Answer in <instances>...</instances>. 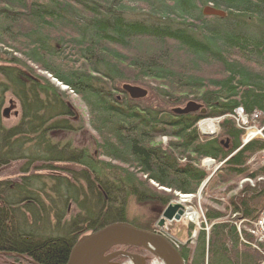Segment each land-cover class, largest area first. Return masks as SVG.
Returning a JSON list of instances; mask_svg holds the SVG:
<instances>
[{"label":"trees","instance_id":"16d2710c","mask_svg":"<svg viewBox=\"0 0 264 264\" xmlns=\"http://www.w3.org/2000/svg\"><path fill=\"white\" fill-rule=\"evenodd\" d=\"M207 4L226 15H204ZM149 81L142 98L121 89ZM67 91L87 108L97 156L56 139L86 130ZM8 92L20 115L12 126L0 120V168L21 162V177L0 180V264H63L80 234L126 220L129 197L165 205L173 192L195 194L215 175L254 185L227 199L231 219L208 208L209 232L200 229L192 250L181 246L183 257L264 264L249 241L240 248L233 223L250 227L264 199V165L247 163L264 149V0H0V109ZM190 99L205 113L171 112ZM239 106L260 115L262 136L242 142L244 131L227 119ZM206 116H224L226 147L198 134ZM161 136L165 145L155 141ZM205 157L222 161L210 178L199 164ZM161 186L169 192L159 194ZM71 205L78 212L64 219Z\"/></svg>","mask_w":264,"mask_h":264},{"label":"rangeland","instance_id":"374dc122","mask_svg":"<svg viewBox=\"0 0 264 264\" xmlns=\"http://www.w3.org/2000/svg\"><path fill=\"white\" fill-rule=\"evenodd\" d=\"M211 70L212 71H210L209 69H207V70L204 69V72H206V75H210V74H215L218 71L217 69H215V70L211 69ZM39 73L45 74L42 71H39ZM128 83H131V82H128ZM143 84H144V82H143ZM137 85H139V84H137ZM150 85H152L151 81L145 83L142 87H144L147 91H149ZM60 86H63V85H60ZM67 93H68V96L70 98V102L75 106L78 114L83 118L84 124L86 126V130L83 128L81 130H79L77 128V129H75V132H71V131L58 132V133H55L56 139L72 140V143L75 146H86V147H88V149L90 151L93 152V155L97 156V152L95 151V147H94L95 146L94 141L98 140L99 137L96 136V133L89 126L87 108L85 107V105L83 104V102L81 101V99L78 95H76L70 91H67ZM190 100H192V99H190ZM156 102L159 103L158 101H156ZM156 102H154V103H156ZM196 102L200 103L199 101H196ZM184 104H182V105H184ZM203 107H205V106L203 105ZM204 113H200V114H204ZM253 114L249 115V117L246 118V124L245 125H246L247 129H250V131L253 132V137L255 138L257 136H262V134H258L255 131L261 127V125H262L261 120L262 119L260 120V118H259L260 115L255 116ZM19 115H20L19 102L9 92L6 93L3 105L0 109V120H1L2 125L3 126H12L19 119ZM227 116H228L227 119L231 118L229 114ZM221 119H224V116H214V117L213 116H206V117L199 119L196 123V129L198 131V134L200 136H202L203 135L202 130L213 131V128L215 127L214 131H216V132H211V133L215 134L217 137H220V140L223 139L226 141V139H224L225 137L221 136L223 133V130H222V127L220 126V123L218 121ZM233 122H234V125L237 127V124L235 123L234 120H233ZM217 130H218V132H217ZM168 140H169V138L166 136H161V137H158L155 139L156 143H160L161 145H165ZM262 152H264V149L261 152H255L248 157L247 163L249 164L250 169L255 168L258 165H264ZM99 158L105 159L102 156ZM206 159L207 158L201 159V161L199 162L200 166L203 169H205L206 172L211 176L217 174L216 169L219 167L220 161L213 160L214 162H209L208 164H206L205 163ZM20 165H21V162H14V163H11L7 166L1 167L0 168V180H2V179H16V178L21 177V175H17L19 173ZM58 165L62 166L64 164L59 163ZM40 173L46 174V173H49V171H44V172L41 171ZM51 173H53V171H51ZM218 174H221V173H218ZM40 176L44 180V182L50 186L51 181L48 180V178H47V176H49V175H40ZM218 177H219L218 175H215L211 182L206 183L202 187H199L195 194L180 193V195H179V194H177L178 192L172 193V198L170 200H177V199L184 200L185 196H183V195L190 194L187 197L188 201L185 202L184 205H185V207H191L192 211H194L197 215L196 219H198L195 222L192 219H188L186 217H183L180 220L165 222L163 229L169 235H171L173 237V239H175L176 243L181 242L182 243L181 246H184V247L186 246V248L192 250L197 243V239L199 237L200 229H204L205 232H209L208 229H209L210 223H208V221L206 220V217H205V212L208 210V208L219 209V210L223 211L224 215L222 217H225V218L230 217V215L232 216L233 213H231V210L229 208L226 209L227 199L231 195H235L236 193H238L241 190V188L243 187L244 183H249L252 186L254 185V180L253 179L249 180L246 177H240V178H239V176L232 177L225 183L219 181ZM143 178H144V176H143ZM261 179L264 180V175H262ZM215 183L216 184L220 183V184L215 185ZM152 184L155 185L154 183H152ZM157 189H158L159 194H160L159 191H162L161 194H163L164 192H169V189L166 187L161 186V187H157ZM199 189H200V191H199ZM46 192L49 193L48 190H46ZM126 201H127V203H125V205H126V220L127 221L135 223V224H139L140 226H148L150 229L156 228L157 221L161 217V211H162L163 205L159 204L158 202H150V201L149 202H138L135 200L134 197H129L128 199H126ZM217 202H220V203H217ZM263 205H264V199H263ZM263 205L260 208V211L257 215L256 220H254V221H252V223H250L252 231L249 233L253 237L251 240H250V236H248V233L244 234V232L245 231L247 232L249 229V226L247 225L246 221H244V222L240 221L239 222V220L237 219V220L233 221V223H236V225L240 224V231H241V233H239L240 234L239 239H240V243H241L240 248L245 249L246 247H248V245L246 246V243H247V241H249L251 243V245L254 248H257L259 253H261L264 256V238L262 237L261 233L257 232L256 229L254 228V225L257 222V220L259 221V219L261 218V214L264 210ZM76 212H78V210L75 209V206H73V205L69 206L68 211H67V215L64 217V219L69 218L70 217L69 215H71V214L74 215ZM226 219H231V218H226ZM205 222L207 225V229L205 226ZM243 229H245V231H243ZM56 230L57 231H53V232L56 233L59 231V229H56ZM58 233H60V232H58ZM250 243H247V244L250 245ZM248 248H250V247H248ZM116 249L126 250L129 252H134L135 250H137V248H135V250L130 248V250H129L128 248H125L122 246H116V247H114L113 250H116ZM247 250H249V249H247ZM138 251H140V250H138ZM138 251H135L136 252L135 254H140ZM143 255L147 256L148 254H146V252L143 250ZM123 258L124 257H118L115 260L119 261L121 264H128L129 261L127 260V258H125V259H123ZM145 264H155V261L151 256H149V258L146 260Z\"/></svg>","mask_w":264,"mask_h":264},{"label":"water","instance_id":"95a60500","mask_svg":"<svg viewBox=\"0 0 264 264\" xmlns=\"http://www.w3.org/2000/svg\"><path fill=\"white\" fill-rule=\"evenodd\" d=\"M202 13L208 16L224 17L226 15L222 8H216L209 4L203 6ZM63 86L66 88L65 85ZM121 89L131 98H142L147 94L144 87L134 83L124 82ZM172 110L179 114L198 110L200 113H204L205 107L201 103L189 100L184 105L173 107ZM203 135L214 136L215 134L203 131ZM226 141L221 140L220 142L226 147ZM208 159L214 160L210 157ZM210 177L211 175L208 176V178ZM205 182L206 180L201 183L200 187ZM177 194L180 195V193ZM188 195L190 194L183 196L186 198ZM180 200H169L163 205L161 217L157 222L158 228L147 229L127 220H118L80 234L72 244L63 264H117L115 259L118 257L127 258L129 263L133 261L136 264H145L149 256L156 261L155 264H187L175 239L164 229L161 230L165 222L180 220L187 215L189 207H185ZM116 246L139 247L148 255L135 254L126 250H113Z\"/></svg>","mask_w":264,"mask_h":264},{"label":"built area","instance_id":"2783aa9c","mask_svg":"<svg viewBox=\"0 0 264 264\" xmlns=\"http://www.w3.org/2000/svg\"><path fill=\"white\" fill-rule=\"evenodd\" d=\"M233 117L239 126H246L245 124H246L247 115L244 113L241 107L236 108ZM258 132H260L259 129L256 131V133ZM251 137H253V133H249L247 135L248 139H250ZM254 228L256 229L257 232H260L262 237L264 238V210L261 214V218L259 219V221L257 220V222L255 223Z\"/></svg>","mask_w":264,"mask_h":264},{"label":"bare ground","instance_id":"6f19581e","mask_svg":"<svg viewBox=\"0 0 264 264\" xmlns=\"http://www.w3.org/2000/svg\"><path fill=\"white\" fill-rule=\"evenodd\" d=\"M104 19H111V16L110 15H108V14H105V13H102V14H100ZM58 83V82H57ZM59 84V83H58ZM64 87V86H63ZM62 87V88H63ZM147 95V94H146ZM145 95V96H146ZM173 107L170 109L171 110V112H173ZM236 110H234V112H235ZM222 121H223V119H221ZM221 120H218L219 121V123H220V126H221V123H222V121ZM218 123V124H219ZM215 130V127L213 128V131H208V130H202V131H204V132H216V131H214ZM217 132H218V130H217ZM244 141H250V139H248V138H245L244 139ZM207 161V160H206ZM205 161V163L206 164H208V162H206ZM187 198V197H186ZM186 198H184V200H180L182 203H185V202H187L188 201V198L186 199ZM186 218H188V219H192V220H194L195 222L198 220V219H196V217H197V215H196V213L194 212V211H192V208L191 207H189L188 208V212H187V215L185 216ZM237 229H238V231H239V233H241V231H240V224H238L237 225ZM156 262V261H155ZM128 264H136L135 262H133V261H131L130 263H128Z\"/></svg>","mask_w":264,"mask_h":264},{"label":"flooded vegetation","instance_id":"af4514ba","mask_svg":"<svg viewBox=\"0 0 264 264\" xmlns=\"http://www.w3.org/2000/svg\"><path fill=\"white\" fill-rule=\"evenodd\" d=\"M132 249H134L135 250V248H137V250H135V251H138V250H140V251H138L140 254H142L143 255V250L142 249H140L139 247H131ZM129 250H130V248H128ZM132 252V253H136V252ZM123 259H125V258H123ZM116 261V260H115ZM117 262V264H121L119 261H116Z\"/></svg>","mask_w":264,"mask_h":264},{"label":"crops","instance_id":"0c3cea01","mask_svg":"<svg viewBox=\"0 0 264 264\" xmlns=\"http://www.w3.org/2000/svg\"><path fill=\"white\" fill-rule=\"evenodd\" d=\"M248 231L251 232V226L249 227ZM195 232H196V231H195Z\"/></svg>","mask_w":264,"mask_h":264}]
</instances>
